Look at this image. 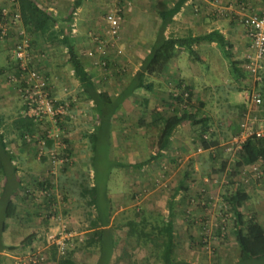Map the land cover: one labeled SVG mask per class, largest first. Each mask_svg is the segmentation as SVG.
Segmentation results:
<instances>
[{
  "label": "rangeland",
  "instance_id": "1",
  "mask_svg": "<svg viewBox=\"0 0 264 264\" xmlns=\"http://www.w3.org/2000/svg\"><path fill=\"white\" fill-rule=\"evenodd\" d=\"M110 1L107 11L97 16L96 21L93 22L94 27L89 28L87 36L85 34L84 37L76 29L73 30L74 27L70 34L74 49L80 54L83 64L92 76L94 74L98 86L115 96L125 78L128 80V75L138 68V63L152 41L157 27L155 4L159 0ZM207 1L213 2L218 7L222 6L221 10H225L224 5H221L223 0ZM235 1L237 0L231 2L234 6L228 8L231 12L229 16L221 11L220 14L222 13L223 19L235 21L234 23L238 25L236 27L241 28L242 37L247 38L240 19L251 12L264 11V8H259L257 5L260 1L264 3V0H256V4L254 0H246L245 5L242 4L239 8H235ZM1 8H8L11 14L16 11L13 0H5L0 4V10ZM194 9L190 13L196 16L200 12L197 6ZM109 11H117L121 16L119 31L113 37L106 33V29L100 23L101 17ZM11 19L8 17L6 21L9 23ZM20 30L24 33H20ZM6 33V36L0 35V64L8 68L0 76V127L3 126L5 143L10 150L12 149L13 157L17 161L14 171L7 168L6 172L0 170V192L4 180L15 183L14 178L18 177L20 184L14 193L15 203L19 207L18 212L31 213V219L19 221V233L10 232L9 237L11 239L14 237L19 242L33 232L38 234L34 244L27 246L26 251L22 250L16 254L17 251L12 250L9 253L16 256L10 257L11 263H23L29 254L40 253L45 256L44 264H54L49 260L48 252V248L53 243L59 246V252H63L66 247L74 249L73 258L76 264L95 263L98 250L79 247L82 240L88 236V233L90 234L87 226L93 216V208L86 204L88 198H83L80 191L82 184L93 186L90 185V181L93 180H89L93 173L88 172L91 167L89 156L94 154V179L99 186L104 185L101 190L108 200V210L113 211L112 218L122 224V228L115 231L117 241L113 249L115 260H112V264H159L151 254L150 244L142 243L137 237H131L127 234V226L123 224L128 218L142 222V218L145 216L148 218L152 213L144 214L146 209H159L166 215L169 206L174 216L185 219L178 222L182 245L177 249L175 257H182L196 264L214 262L234 264L238 258V243L232 233V210L228 203L223 201L222 196L231 194L236 188L249 193L250 198L241 210L248 216L255 213L262 219L260 221L264 226V179L256 178L252 174L245 182L241 178L242 166H236L238 152L226 148L234 147L231 138L239 131L241 119L248 114V105L251 104L247 94L258 92L253 84L262 86L264 60L259 64L262 67L255 74H251V82L245 87L246 92L242 95L243 109L239 108L240 105L231 104L234 99L232 101L226 99L224 92L217 90L214 94L215 98L210 100L207 89H203L200 85L191 87L187 84L189 89H184L192 93L191 98L189 97L190 104L197 106L203 102L201 112L209 117L208 129L203 135L209 138L211 133L212 139L217 141V146L202 148L199 151L201 146L197 138L199 125L192 126L184 121L176 126L178 136L176 135L175 138V147L169 148L167 153L165 152L166 155L163 154L165 155L163 158L153 159L149 156L156 151L157 130L150 125L152 120L150 112L155 108L166 116L172 115L177 108V100L172 96V92L182 86L174 80L172 83L170 80L166 84H163V81L157 83L150 77L149 80L152 78L151 81L154 82L152 92L137 90L117 108L115 126L119 127L114 133L115 144L111 146V153L109 152L108 155L111 161L115 159L119 162H128L130 166H112L108 173L105 164L108 159L103 158L107 147L104 142L105 129L103 125L97 128L95 150L91 151L90 131L96 120L90 113L91 102L79 97L82 92L79 91L77 80L75 82L72 79L71 69L66 61V46L59 42L50 44L42 36L28 33L22 27L20 19L14 24H8ZM24 39L28 40L31 59L29 64H24L38 70L45 80L47 79L51 97L57 103L55 106L58 104L65 106L64 113L58 117L56 115L55 121L47 120L46 117L23 116L24 98L19 87L20 82H24L27 78V73L20 71L21 61L15 58L14 51ZM245 53L244 49L242 57L238 54L237 59L243 60ZM191 59L194 61L193 57ZM208 62L209 59L204 57L200 62H195L201 72L197 80L204 79L203 69ZM45 63L50 64L49 70L47 67L45 70ZM188 71L191 72V69L189 68ZM227 74L228 77L230 74L233 75L229 62ZM210 75L217 84L220 83L218 70L211 71ZM159 87L162 91H157ZM227 87L228 90L234 89L236 82L230 81ZM236 96L237 92H230V97ZM144 98L148 100L147 104ZM192 110L189 106L185 107V111ZM263 111L262 96L257 112L264 121ZM140 139L144 142L143 145L141 144L142 148H138ZM47 140H50V145ZM123 140L127 142L125 146ZM109 142L111 143V139ZM134 146L139 149L138 152L131 150L135 152L131 155L133 157L126 159V148ZM180 147L183 149L180 150ZM81 153L84 157H81ZM139 163L141 165L139 168L133 167ZM258 164L261 171V164L259 162ZM81 168H83L82 172L86 173L85 176H89L88 179L72 181L63 178L59 181L60 176L65 174L73 176L79 174ZM188 171L189 179L184 182L189 185L188 191L175 192ZM233 171L237 172L233 174ZM46 174L47 177L50 176L48 182L53 187L48 192L46 184H39L46 181ZM46 196L49 197L48 200ZM3 207L4 202H0V212ZM257 207L259 209H256ZM23 222H29L31 226L24 228ZM224 222L226 227L218 236L215 228L219 223ZM252 264H261V262L253 260Z\"/></svg>",
  "mask_w": 264,
  "mask_h": 264
},
{
  "label": "trees",
  "instance_id": "2",
  "mask_svg": "<svg viewBox=\"0 0 264 264\" xmlns=\"http://www.w3.org/2000/svg\"><path fill=\"white\" fill-rule=\"evenodd\" d=\"M14 1L18 9L21 25L25 31L42 36L44 40L50 44L59 42L66 46L67 61L73 68V75L79 82L85 99L91 100L95 104L99 112L101 125H105L109 122L113 113L115 114L117 106L136 89L144 88L152 90L153 84L150 82H144L143 73H162L167 70L166 68L168 64L174 59L176 51L179 48L187 49L190 55H194V59L200 62L197 53H195L192 48L193 44L215 42L222 55L230 62L232 68L236 69L233 54L230 51V44L218 30H211L210 32L195 36L165 35L167 24L180 10L185 0H176L172 6H169L163 1H158L155 4V7L161 21L156 36L151 41L148 51L145 52V55L141 60L140 68L134 75H132L127 84L123 86L122 90H120L118 96L114 100L111 99L107 90L100 89L94 82L91 73L86 70L82 60L75 51L69 35L66 34L59 37V30H56L53 26L56 18L52 12L41 7L36 0ZM29 63L30 62H28V64ZM4 72L5 68H0V75ZM182 84L184 83L180 80L178 85L181 86ZM185 88L189 89V86L185 84ZM186 91L188 92V90ZM191 95L192 93L189 91L188 96L183 100L182 95L179 94L175 98V100H177V108L174 109L173 114L170 116L164 115L161 110H156L155 108L151 110L150 113L152 120L150 125L157 130V138L155 141L156 151L154 154H151L150 158L158 157L161 154V151L167 148L174 129L184 121L192 126L199 125L197 138L203 149L217 146V141L212 139L211 133H209V138H206L203 135L207 132V121L209 119L204 112H201L203 102H200L197 106L191 105L189 102ZM144 101L145 104L148 103L147 99ZM187 106L191 107L193 110L191 112L185 111V107ZM180 112L183 114H179ZM49 141L50 140H47L48 145H50ZM12 156L13 155L9 149L5 147L4 133L0 132L1 171L3 170L6 172V162L11 161ZM238 157L236 164L237 167L259 162L262 167L260 179H264V136L249 138L243 145L242 150L238 152ZM5 159L7 160L5 161ZM14 170L15 168L13 166V171ZM236 172L237 171H233V174ZM187 173L188 172H186V174ZM182 182L180 183L181 188H183ZM43 183L46 184V181L40 182L39 184L43 185ZM19 184V180L15 181V183L4 180L1 188L0 202H4V207L0 212V251L4 248V244L1 241V235L7 228V220L18 217L19 212L18 207L14 202V192ZM103 186L104 185L100 187L99 184L93 186H88L86 184L81 185V196L83 198H88L86 204L93 208L95 216L91 220L93 229L91 234L82 240L79 247L80 249L95 248L98 250L99 258L97 264H112L111 255L113 254V249L116 247L117 241L115 231L118 230V228H122V224L120 221H116L115 218H112L113 212L108 210V200L103 195L104 191L101 190ZM8 190H11V192ZM222 199L228 203L229 208L232 210V233L238 243V258L234 264L237 262L238 264H252L253 260H260L261 264H264V226L255 213L248 216L244 215L241 210L246 201H248L249 195L243 190L236 188L231 194H224ZM170 216L172 217L171 211ZM123 225L127 226V234L131 237H137L142 243L150 244L151 254L154 256V260H156L157 263L191 264V262L185 259L175 258L177 246L172 219L165 222L160 213L152 212L148 217V220H143L142 223L134 218H128ZM225 227V222L219 223L215 228L216 234L219 236ZM35 236L36 234L33 232L28 235L22 243L32 241ZM8 248H13V246H8ZM58 249L59 246L55 243L48 248L49 260L54 264H76L73 259L74 249L66 247L63 252H59ZM211 264L223 263L214 262Z\"/></svg>",
  "mask_w": 264,
  "mask_h": 264
},
{
  "label": "crops",
  "instance_id": "3",
  "mask_svg": "<svg viewBox=\"0 0 264 264\" xmlns=\"http://www.w3.org/2000/svg\"><path fill=\"white\" fill-rule=\"evenodd\" d=\"M36 1L41 7H44V8H46L47 11H50L53 13L54 17L56 18L53 26L56 30H59V37H62V36L67 34V35H69L70 38H71L70 33L72 30L73 24L75 25V28L73 30L76 29L79 34H82L84 37H85V34L87 36V32H88L89 28L94 27L93 22L96 21L97 16L99 14H101L102 12L107 11V9L109 7V2H111L110 0H36ZM159 1H163V2L167 3L169 6H172L176 0H159ZM232 1L233 0L221 1L222 2L221 5H224L223 8L225 9V10H221L222 6L218 7L217 5H215L211 1L208 2L207 0H185L182 7L180 8V10L172 17V19L167 24V27L165 29V35H167V36L168 35L195 36V35H200V34L210 32L211 30H218L230 44V51L233 54V60L235 62L234 65H235L236 69L232 68L230 62L222 55L220 49L217 47L215 42L194 43L192 48H193L194 52L197 53L198 58L200 60H202L203 57L209 59V62L205 64L204 69H203V71L205 70V73L202 74V75H204L203 80H197L198 76L201 75V72H200V68H199L198 64L195 63L197 60L195 61V59H194V61H193L191 59V57L194 58V55H190L188 50L185 48H179L176 51V56L174 57V59L168 64V66L166 68L167 70L163 71L162 73H158V72H154L152 74L143 73L144 82L145 83L150 82V83L154 84V82H152L153 81L152 78H154V80L157 83H160L163 81V84L164 83L166 84V82L168 80H170V83H172L173 80H174V82H177V81L179 82L181 80L182 82L184 81L183 82L184 84H188L191 87H196V85H200V86H202L203 89H207V93L210 95V97H209L210 100L215 98L214 94L218 90L220 92H224L225 98L226 99L228 98L229 101H232L234 99V101L231 104L240 105L239 108L243 109L244 100L242 98V95L244 94V92H246L245 87L248 85L249 82H251L250 81L251 80V77H250L251 73L248 72V70L246 69L247 60L245 58V56L249 50V48H248L249 47V40H248V38H245V36L242 37L241 28L239 27V29H238V27H236L238 25L236 23H234L235 21L233 22V20L230 21L228 19L222 18L223 17V15H221L222 13L226 16L230 15L231 12L229 11L228 8L234 6L233 4H231ZM3 2H5V0H0V4ZM254 2L256 4L257 1L254 0ZM262 2L263 1H260L257 3L259 8H264V3H262ZM245 3H246V0H237L234 3V4H236L235 8H239L242 4L245 5ZM196 6L198 8L197 10H199L200 13L196 14V16H193L190 13V11H192V9L196 8ZM220 11L222 12L221 14H220ZM160 21H161V18L158 15V11H157L156 12L157 27L154 31L155 36H156L157 30H158V27L160 25ZM238 30H239V32H237ZM154 35L152 36V40L155 37ZM72 41H73V39H71V43H72ZM150 43H149V45H150ZM149 45L146 48V52L149 49ZM244 49L246 51L244 59L243 60H242V58L237 59L238 54H240V56L242 57L241 54H242V51ZM75 51L77 52V50H75ZM77 54L80 57V54L78 52H77ZM80 59H81V57H80ZM66 61H67V58H66ZM182 61H184V62L182 63ZM228 62H229L230 68L233 70V75L230 74V77H228V74H227ZM67 63L71 69L70 73L73 76L72 79L76 82V78L73 75V68L71 67V65L69 64L68 61H67ZM138 64H139L138 68H135V70L128 75L129 76L128 80H126V78H125L124 82L121 83L120 90H122L123 86L125 84H127V82L132 77V75H134L138 71V69L140 68V65H141V60ZM45 65H46L45 70H46V67L48 70H49V68H51L50 64L45 63ZM84 66H85V64H84ZM2 67H4V66H2L0 64V68H2ZM188 67L191 69V72L188 71L189 70ZM4 68H5V71L8 69L6 67H4ZM85 68H86V70H88V68L86 66H85ZM215 70H218V73L220 75V83L219 84H217L210 75V72L215 71ZM206 71H207V73H206ZM2 74H4V73H2ZM91 75H92V73H91ZM150 77H152V78L149 80ZM92 79L98 85L94 74L92 76ZM230 81L236 82V87L232 90H228V87H227L228 83H230ZM261 84H262V86H258L257 83L253 84V86H254V88H257L258 92L260 90L259 93L263 96V99H264V79L261 81ZM78 85H79V91H81L79 82H78ZM142 89L147 91V92L153 91V88H152V90H147L144 88L136 89L131 95H129L127 98H125L121 103L125 102V100H128L129 97L134 95L137 90H142ZM120 90H119V92H120ZM157 91H162L161 87H159L157 89ZM232 91L237 92L236 97H233V98L230 97V92H232ZM119 92L115 96H112L111 93L108 91L109 96L111 97V99H114V100L118 96ZM80 96L83 97V99L85 100L84 94L80 93L79 97ZM211 96H214V97H211ZM245 97H246V93H245ZM144 99H146V98H144ZM88 101L91 102L90 113L94 117V120H96L95 123L92 122L94 124H92L91 131H90V135H91L90 140L92 142L91 143V151H93V150H95V141L97 138L95 133L97 131V128L101 126V123L99 120V117H100L99 112H98L95 104L91 100H88ZM118 106H117V108H118ZM115 113H117V109H116ZM115 122H117L116 116L113 113L112 118L109 120V122L107 124L103 125V128L105 129V131H104V142L106 143V146H107L105 149V154H104L103 158L108 159L107 163H105L106 164V171L108 173H110V167H112V166H115V167L130 166V164L128 162H126V163L119 162V160H115V159H113L111 161L110 160L111 158L108 155L109 152L111 153V146H114V144H115L114 143L115 142L114 133L116 132L117 128L119 127V126H115ZM2 128H3V126L1 125V127H0L1 132L3 131ZM177 131L178 130L176 127L174 129L173 134L170 137L169 145L167 146V148L165 150L161 151V154L158 157L163 158L166 155L169 148L175 147L174 145H175V138L177 135L176 134ZM110 139H111V143L109 142ZM142 139H144V137H142ZM126 143L127 142H125L123 140L124 146L126 145ZM143 143L144 142H142L140 139L138 141V144H140L138 148H142L141 144L143 145ZM5 147L7 149H9V151L11 152L12 155H14L12 152V149L10 150V147L7 146L6 143H5ZM126 149H127L126 150V152H127L126 159L133 157L131 155H134V153L136 151L138 152V150H139V149L137 150L135 146L133 148H126ZM133 149L135 150V152L134 151L131 152V150H133ZM182 149L183 148L180 147V150H182ZM163 154H165V155H163ZM75 155L77 157V152L75 153ZM81 157H84L83 153H81ZM93 158H94V154L92 156H89V161L91 163V167H90V170L88 172V173H90V172L93 173V176H92L93 179H92V177H89V176L86 177L85 176L86 173L82 172L83 168H81L79 174H77L75 176L65 174L63 176H60L59 181L63 180V178H65L67 180L74 181V180H79V179H83V180L88 179V177H89V180L90 179L93 180V181H90V185L98 184V182L94 179L95 173H94V167H93L94 166L93 165L94 164ZM151 159H153V158H151ZM6 160L7 159H5V161ZM16 161L17 160L12 156L11 161L6 162V168L8 170L13 171V166L15 165ZM135 165H136V167L133 165L132 166L135 168H139L141 166L140 163L135 164ZM84 170H86V169L84 168ZM14 179H15V181L19 180L18 177H15ZM186 179H189V171H188L186 176L184 174V177L181 179L180 183L182 181L185 182ZM49 180H50V176L47 177V174H46V189H47L46 191L47 192L49 190L51 191V188H53V187H51L50 183L48 182ZM184 182H182L183 188H181L179 186V188L177 190H175V192H179L181 190H182V192L188 191L189 185L187 186ZM77 184H78V182H77ZM15 192H16V190H15ZM247 194L249 195V198H250V194L249 193H247ZM52 195H54V194L52 193ZM46 199L48 200L49 197L46 196ZM14 202H15V200H14ZM16 205H17V203H16ZM17 207H18V205H17ZM169 207H168V211H167L166 215L163 213V211H161L159 209L155 210L153 208L146 209V210H144L143 213L144 214L151 213V212L160 213L165 222L169 219H172L173 225H174V233H175V237H176V246H177L176 251H177L179 246L182 245V238H180V237H182V235H181L180 231L178 230V225H179L178 222L184 221L185 219L183 217L178 219L177 216H174L173 210H171V208H169ZM256 209H259V208L257 207ZM170 211L172 212V217L170 216ZM110 212H113V211H110ZM30 214L31 213H29V212H25L24 214L18 213L17 218H10L7 220V222H9V223L7 224L6 230L1 235V241L4 244V248L0 251V254H1L0 264H12V263H14V262L11 263V261H12L11 258L16 257V256H14L13 254H9L10 252H12V250L17 251L16 254H19L22 250H25L27 248V246H31L34 244V240L38 236V234H36V233H35L36 234L35 238L32 239V241H30L28 243H26V242L22 243L28 235H26L19 242H17L16 238H14V237H12V239H13V242H12L11 237H9L10 232H15L16 234L19 233V230H20L19 221L21 219H28V218L31 219ZM94 216H95V213L93 211L92 218ZM92 218L90 219V223L87 226V231H90V234L93 230L92 225H91ZM143 220L144 221L148 220L147 216L142 218V222H143ZM259 220H262V219L259 218ZM27 221H31V220H27ZM142 222H140V223H142ZM28 223L29 222H27V223L23 222V227L26 228L28 226H31ZM124 226H126V225H124ZM8 230H10V231H8ZM90 234L88 233V236ZM8 246H13V248H8ZM180 256H182V255H180ZM98 258H99V252L97 253V258H96L94 264H97ZM175 258H182V257L177 256ZM114 259H115V255L112 254L111 260H114ZM182 259H185V258H182ZM189 262H191V261H189ZM191 264H196V262L192 261Z\"/></svg>",
  "mask_w": 264,
  "mask_h": 264
},
{
  "label": "built area",
  "instance_id": "4",
  "mask_svg": "<svg viewBox=\"0 0 264 264\" xmlns=\"http://www.w3.org/2000/svg\"><path fill=\"white\" fill-rule=\"evenodd\" d=\"M14 1V0H13ZM16 7V3L14 1ZM8 17H11V22L6 21ZM19 17L18 9L11 14L8 8H1L0 10V35L6 36L7 25L14 24ZM121 16L117 11L106 12L100 19V23L106 29V33L113 37L117 35L120 27ZM240 22L245 30L246 36L249 40V50L245 56L247 63L246 69L251 73L255 74L261 67L259 64L264 60V11H254L240 19ZM8 23V24H7ZM72 27L75 28L73 24ZM24 33L23 30L19 31ZM94 34V33H91ZM23 36V35H22ZM95 36V35H94ZM97 38V37H94ZM30 46L28 40H23L21 44L15 48V58L21 61L20 71L27 73L25 81L20 82L19 91L24 98L23 101V116L26 117H46L47 120L55 121L57 115H62L65 110L63 104L55 106V100L51 97V89L49 82L42 76V74L32 68H29L24 63H28L30 59L29 55ZM104 64V62H103ZM20 75H22L20 73ZM182 87L176 88L172 92V96L176 98L179 94L182 95V99L185 100L188 96V92L184 89L185 84ZM183 88V89H182ZM249 102L248 114L245 115L239 126V131L231 138V144L234 146H228L226 149L239 152L242 150L243 145L249 138L252 137H263L264 136V121L261 119L258 111V107L261 104L262 97L259 92L247 94ZM253 107V109H252ZM202 147H199V151ZM260 165L258 162L243 165L240 167L242 174L241 178L246 182L249 180V176L254 174L256 178H261ZM25 262L17 264H44L45 256L43 254H29L25 257Z\"/></svg>",
  "mask_w": 264,
  "mask_h": 264
}]
</instances>
